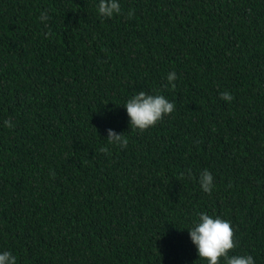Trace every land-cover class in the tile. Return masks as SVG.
Returning <instances> with one entry per match:
<instances>
[{"label":"trees","instance_id":"trees-1","mask_svg":"<svg viewBox=\"0 0 264 264\" xmlns=\"http://www.w3.org/2000/svg\"><path fill=\"white\" fill-rule=\"evenodd\" d=\"M118 2L0 0V253L208 264L188 233L206 213L264 264V0ZM141 90L175 105L144 132L123 106Z\"/></svg>","mask_w":264,"mask_h":264},{"label":"clouds","instance_id":"clouds-1","mask_svg":"<svg viewBox=\"0 0 264 264\" xmlns=\"http://www.w3.org/2000/svg\"><path fill=\"white\" fill-rule=\"evenodd\" d=\"M97 11L102 17L112 18L114 14H121V7L118 0H99ZM132 15L133 13H129L128 18H131ZM40 19L46 21L49 17L45 12L41 14ZM45 35L47 36L48 33ZM176 78L174 72H169L167 75V82L172 89L176 87L173 83ZM219 95L225 101L230 102L233 99L228 91L221 92ZM123 106L129 117V126L140 132L155 127L165 116L170 115L175 110L174 103L164 96L147 94L143 90L138 91ZM4 126L12 128L13 124L11 120H5ZM107 139L109 144L119 145L121 148L128 146L127 137L112 129H107ZM100 151L107 153L109 149L102 147ZM51 175L54 177L55 172H52ZM189 177H191L190 172ZM199 183L205 193L211 194L214 187V177L207 169L200 173ZM188 233L196 247L198 257L206 259L208 264H220L221 260L225 264H255L254 258L250 255H229L236 248V241L234 229L228 220L201 213L199 222L188 229ZM0 264H17L16 257L9 251H4L0 253Z\"/></svg>","mask_w":264,"mask_h":264}]
</instances>
